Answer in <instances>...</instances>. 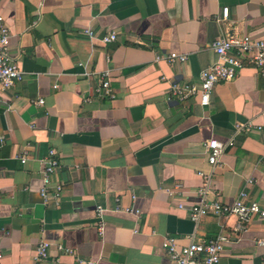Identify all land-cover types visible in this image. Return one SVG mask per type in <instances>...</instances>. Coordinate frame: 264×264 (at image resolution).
I'll use <instances>...</instances> for the list:
<instances>
[{"label": "crops", "instance_id": "crops-1", "mask_svg": "<svg viewBox=\"0 0 264 264\" xmlns=\"http://www.w3.org/2000/svg\"><path fill=\"white\" fill-rule=\"evenodd\" d=\"M0 15L23 73L0 91V264H173L165 238L219 235V264H264V219L235 232L234 216L189 218L208 176L213 196L246 192L264 209V78L244 66L205 107L169 94L199 83L218 38L264 39V0H0ZM104 71L112 97L96 92ZM210 139L224 145L214 173Z\"/></svg>", "mask_w": 264, "mask_h": 264}, {"label": "built area", "instance_id": "built-area-1", "mask_svg": "<svg viewBox=\"0 0 264 264\" xmlns=\"http://www.w3.org/2000/svg\"><path fill=\"white\" fill-rule=\"evenodd\" d=\"M228 17V9H222V18L226 20ZM116 39L115 32H111L101 41L103 44L112 43ZM11 34L3 17L0 15V91H5L14 84L23 79V73L19 69L15 60L10 54ZM213 50L216 55V61L203 70L199 75V83H171L169 87V94L178 101H185L188 99H196L201 107L208 106L211 94L214 87L219 83H229L235 79L238 72L244 66L254 68L261 78H264V39L252 38L250 36H231L227 35L218 38ZM170 62H185L186 57L176 53H170L168 56ZM110 72L104 71L102 79L96 92H103L105 95L112 97L110 93L109 80ZM38 105L43 104V100L37 101ZM243 129V125L237 127L238 130ZM4 138L0 136V145ZM206 161L211 168V173L216 172L220 168V158L224 150L222 145L216 139H210L205 143ZM54 152L50 151L51 156L43 167L42 176L43 184L47 185L48 177L54 173L58 166V162L54 159ZM21 163H25V155L18 157ZM208 177H205L206 183L197 191L198 201L189 206V218L197 222L201 217L213 216L227 218L234 216L237 219L235 232L246 231L253 219H264V209L256 201L248 199L246 192H240L232 202H224L219 197L212 195V192L207 185ZM41 195L46 197V190H41ZM180 207H182L180 205ZM126 212L133 211L126 209ZM105 209L101 206L96 207V218L98 221L99 233H103L104 220L103 214ZM228 237L219 235L213 240L198 239L194 241L189 239L187 245L179 247L176 239L167 237L163 241V248L165 249L171 263L173 264H219L225 247L228 245ZM47 244L45 242L39 243L36 247L34 259L36 261L45 259L47 257ZM0 253V260L2 259ZM79 264H93L85 263L78 260Z\"/></svg>", "mask_w": 264, "mask_h": 264}]
</instances>
